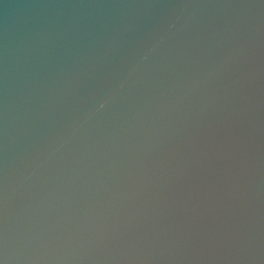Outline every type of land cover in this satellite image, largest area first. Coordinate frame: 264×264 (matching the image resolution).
Listing matches in <instances>:
<instances>
[{
    "label": "water",
    "instance_id": "1",
    "mask_svg": "<svg viewBox=\"0 0 264 264\" xmlns=\"http://www.w3.org/2000/svg\"><path fill=\"white\" fill-rule=\"evenodd\" d=\"M0 264H264V0H0Z\"/></svg>",
    "mask_w": 264,
    "mask_h": 264
}]
</instances>
